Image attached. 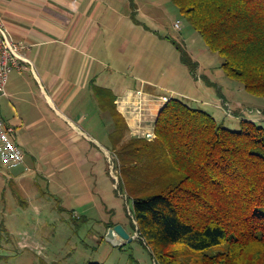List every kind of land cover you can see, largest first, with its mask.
I'll use <instances>...</instances> for the list:
<instances>
[{
	"label": "rangeland",
	"instance_id": "374dc122",
	"mask_svg": "<svg viewBox=\"0 0 264 264\" xmlns=\"http://www.w3.org/2000/svg\"><path fill=\"white\" fill-rule=\"evenodd\" d=\"M111 3L107 0L100 17L104 18ZM135 3L137 14L130 5L120 7L116 17L109 12V19L115 18L122 27L120 40L112 45L119 48L117 55L126 58L110 60L119 63L124 73L111 68V76L126 77L141 89L205 109L232 130H239L244 119L264 125V98L251 95L242 82L227 77L224 59L210 51L172 0ZM178 22L180 30L175 28ZM173 41L200 64V75L194 77L181 62ZM95 89L101 107L88 104L80 109L86 116L93 111L94 122L89 119L81 125L75 120V110L66 114L91 140L80 136L68 117L43 105L42 115L30 118L38 122L20 137L25 164L16 169L0 167V264H159L132 226L133 190L115 169L106 116L104 122L97 120L101 119L97 109L110 111L117 94L111 87ZM114 120L120 126L115 137L130 139L120 120ZM117 225L123 226L130 241L116 245L107 240L109 230ZM170 249L180 250L186 263L200 264L204 254L225 251L226 244L205 252L180 244Z\"/></svg>",
	"mask_w": 264,
	"mask_h": 264
},
{
	"label": "trees",
	"instance_id": "16d2710c",
	"mask_svg": "<svg viewBox=\"0 0 264 264\" xmlns=\"http://www.w3.org/2000/svg\"><path fill=\"white\" fill-rule=\"evenodd\" d=\"M172 2L224 59L227 77L264 98V0ZM173 42L198 76L200 64ZM115 100L109 112L115 169L133 190L132 226L156 261L188 264L180 250L170 249L177 244L198 252L226 244L200 264H264V125L244 119L232 130L205 109L170 98L154 139L127 140L115 137L120 126L114 117L128 133Z\"/></svg>",
	"mask_w": 264,
	"mask_h": 264
},
{
	"label": "crops",
	"instance_id": "0c3cea01",
	"mask_svg": "<svg viewBox=\"0 0 264 264\" xmlns=\"http://www.w3.org/2000/svg\"><path fill=\"white\" fill-rule=\"evenodd\" d=\"M112 1L117 5L111 3L102 18L100 11L107 0H0V15L10 38L22 44L21 54L27 60L23 61L22 71L15 70L10 75L7 96L0 99V114L7 126L17 130L25 160L20 137L38 122L32 123L31 116L42 115L46 105L66 118L68 111L75 110L73 115L78 124L84 125L89 119L94 122L93 111L86 116L80 109L88 104L101 107L95 88H113L117 110L128 124L129 138H155L158 116L172 97L141 89L127 82L126 77L110 75V69L115 68L117 74L124 76L119 63L115 65L110 60L126 58L117 55L119 48L112 45L120 40L122 27L115 18L109 19V12L116 17L120 7L130 5L132 12L138 13L135 0ZM6 103L9 111L5 110ZM98 109L97 116L101 119L97 120L104 122L102 117L106 116L105 123L111 129L110 111ZM67 119L80 136L91 140L71 117Z\"/></svg>",
	"mask_w": 264,
	"mask_h": 264
},
{
	"label": "built area",
	"instance_id": "2783aa9c",
	"mask_svg": "<svg viewBox=\"0 0 264 264\" xmlns=\"http://www.w3.org/2000/svg\"><path fill=\"white\" fill-rule=\"evenodd\" d=\"M175 27L180 30L181 23ZM22 44L14 42L0 15V99L7 96V85L13 71H22ZM17 130L7 126L0 114V167H15L25 163V154L17 141Z\"/></svg>",
	"mask_w": 264,
	"mask_h": 264
},
{
	"label": "water",
	"instance_id": "95a60500",
	"mask_svg": "<svg viewBox=\"0 0 264 264\" xmlns=\"http://www.w3.org/2000/svg\"><path fill=\"white\" fill-rule=\"evenodd\" d=\"M107 240L116 245H122L125 244L127 241H130L131 237L123 228V226L117 225L109 230L107 234Z\"/></svg>",
	"mask_w": 264,
	"mask_h": 264
}]
</instances>
